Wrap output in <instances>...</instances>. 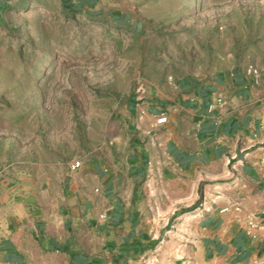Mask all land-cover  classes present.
I'll use <instances>...</instances> for the list:
<instances>
[{"label":"crops","instance_id":"crops-1","mask_svg":"<svg viewBox=\"0 0 264 264\" xmlns=\"http://www.w3.org/2000/svg\"><path fill=\"white\" fill-rule=\"evenodd\" d=\"M59 1L114 13L106 0ZM35 2L0 0V19ZM127 109L117 154L63 174L0 243V264H264V69L182 76Z\"/></svg>","mask_w":264,"mask_h":264},{"label":"rangeland","instance_id":"rangeland-1","mask_svg":"<svg viewBox=\"0 0 264 264\" xmlns=\"http://www.w3.org/2000/svg\"><path fill=\"white\" fill-rule=\"evenodd\" d=\"M0 19V243L81 158L115 156L133 97L186 75L264 69V0H59Z\"/></svg>","mask_w":264,"mask_h":264},{"label":"built area","instance_id":"built-area-1","mask_svg":"<svg viewBox=\"0 0 264 264\" xmlns=\"http://www.w3.org/2000/svg\"><path fill=\"white\" fill-rule=\"evenodd\" d=\"M253 72H255L256 70H252ZM219 101H222V99H220ZM167 116L165 115V114H161L157 119H156V122L158 123V124H163V123H166L167 122ZM80 165V161H76V162H74L73 163V167L74 168H76L77 166H79ZM225 210H227V208H225ZM264 213V212H263ZM250 225H251V227H255V226H257V223L255 222V220L254 219H252L251 221H250ZM263 226H264V223L262 224Z\"/></svg>","mask_w":264,"mask_h":264}]
</instances>
